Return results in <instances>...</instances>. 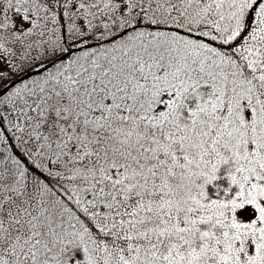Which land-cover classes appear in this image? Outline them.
<instances>
[{"label":"snow or ice","instance_id":"obj_1","mask_svg":"<svg viewBox=\"0 0 264 264\" xmlns=\"http://www.w3.org/2000/svg\"><path fill=\"white\" fill-rule=\"evenodd\" d=\"M0 264H264V0H0Z\"/></svg>","mask_w":264,"mask_h":264}]
</instances>
